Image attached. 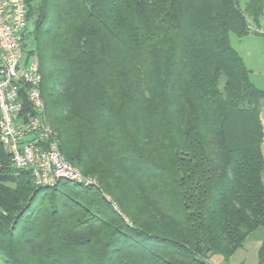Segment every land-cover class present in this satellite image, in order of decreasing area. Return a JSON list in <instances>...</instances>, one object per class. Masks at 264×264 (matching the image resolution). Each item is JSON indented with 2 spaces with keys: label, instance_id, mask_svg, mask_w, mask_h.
I'll list each match as a JSON object with an SVG mask.
<instances>
[{
  "label": "trees",
  "instance_id": "16d2710c",
  "mask_svg": "<svg viewBox=\"0 0 264 264\" xmlns=\"http://www.w3.org/2000/svg\"><path fill=\"white\" fill-rule=\"evenodd\" d=\"M24 3L47 122L96 185L37 187L0 142V264L227 263L264 232V92L230 44L263 36L264 0ZM85 75L104 83L83 130Z\"/></svg>",
  "mask_w": 264,
  "mask_h": 264
},
{
  "label": "built area",
  "instance_id": "2783aa9c",
  "mask_svg": "<svg viewBox=\"0 0 264 264\" xmlns=\"http://www.w3.org/2000/svg\"><path fill=\"white\" fill-rule=\"evenodd\" d=\"M27 25L24 0H0V142L16 169L28 170L37 187L59 182L96 185L60 152L57 133L46 119L35 56H25ZM264 37V30L260 32ZM26 92L30 109L24 107Z\"/></svg>",
  "mask_w": 264,
  "mask_h": 264
},
{
  "label": "rangeland",
  "instance_id": "374dc122",
  "mask_svg": "<svg viewBox=\"0 0 264 264\" xmlns=\"http://www.w3.org/2000/svg\"><path fill=\"white\" fill-rule=\"evenodd\" d=\"M244 1V0H242ZM262 27L264 26V18L261 20ZM32 26V24H31ZM30 26V27H31ZM260 29V32L263 31ZM230 44L242 58L245 67L250 71V82L260 91L264 92V37L256 34H249L242 38L230 35ZM29 48V47H28ZM84 81L79 84V89L75 95L73 102L74 110L83 118L80 121V125L83 130L88 128V124L85 122L86 118L89 120L95 112L93 108L100 95L99 86L104 83L102 76L96 77V80L88 79L87 75L84 76ZM262 107V106H261ZM260 119L262 122V128L264 130V108L261 109ZM55 131V130H54ZM56 132V131H55ZM57 133V132H56ZM59 139V138H58ZM264 178V171H263ZM114 204V208L117 209V205L106 197ZM263 230L259 229L251 234L243 246L236 250L226 263L220 256H212L209 260V264H257V251L260 247L261 240L263 238Z\"/></svg>",
  "mask_w": 264,
  "mask_h": 264
},
{
  "label": "crops",
  "instance_id": "0c3cea01",
  "mask_svg": "<svg viewBox=\"0 0 264 264\" xmlns=\"http://www.w3.org/2000/svg\"><path fill=\"white\" fill-rule=\"evenodd\" d=\"M263 18H264V16H263ZM263 18H262V19H263ZM262 19H261V20H262ZM261 22H262V21H260L259 28H260V29H263L264 26L262 27ZM234 50H235V49H234ZM235 51H236V50H235ZM236 52H237V51H236ZM237 53H238V52H237ZM239 56H240V55H239ZM261 106H262L261 108L263 109V108H264V101H262ZM263 126H264V124H263ZM262 154H263V158H264V142H263V144H262ZM262 180H263V184H264V178H263V175H262Z\"/></svg>",
  "mask_w": 264,
  "mask_h": 264
}]
</instances>
